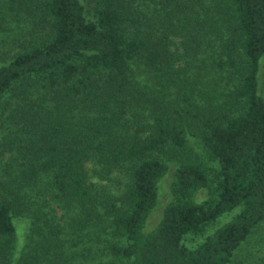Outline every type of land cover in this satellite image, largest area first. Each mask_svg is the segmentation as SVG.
I'll list each match as a JSON object with an SVG mask.
<instances>
[{
	"label": "trees",
	"instance_id": "obj_1",
	"mask_svg": "<svg viewBox=\"0 0 264 264\" xmlns=\"http://www.w3.org/2000/svg\"><path fill=\"white\" fill-rule=\"evenodd\" d=\"M94 3L93 19L82 0H19L8 10L11 33L49 30L0 65V114L12 95L21 103L11 113L24 120L0 135V264H82L79 255L85 264H229L264 220V0ZM210 66L226 71L233 90L227 112L202 114L212 173L156 154L186 141V108H173L179 122L169 118L171 85L185 102L192 69L201 76ZM158 203L161 219L145 232Z\"/></svg>",
	"mask_w": 264,
	"mask_h": 264
},
{
	"label": "rangeland",
	"instance_id": "obj_2",
	"mask_svg": "<svg viewBox=\"0 0 264 264\" xmlns=\"http://www.w3.org/2000/svg\"><path fill=\"white\" fill-rule=\"evenodd\" d=\"M18 1L19 0H0V65L3 64V62L8 61L16 52L24 50L26 46L35 42L38 36H44L49 30V27H47V25H45L44 27H42L41 25L37 27L31 34L27 33L26 35H23L22 33L18 35L17 33L15 34V31L11 33L8 27L15 20H13L12 18L13 12L9 13L8 10L9 8L19 9L17 5ZM82 2L85 7L86 17L89 19H93L92 11L95 4L94 0H82ZM26 7L30 8V6ZM2 16H5V19H3ZM14 18L16 19L15 16ZM16 22H18L17 19ZM205 53L206 52H203L202 54L208 55L212 54L213 52L210 51L207 54ZM192 71L193 76L190 75L187 79L188 85L190 87L188 92V95L190 97L187 101L179 102L176 94L177 89L175 85H171L172 91L170 96L171 107L169 110V118L179 122V114L175 113L173 108H186V112H180L182 115V127H184V131L186 134L185 144L181 148L162 149L161 151L156 152V154L161 159L169 161L171 164H175L182 159L198 160L209 170L214 167L213 162L209 158H207L199 142V137L203 130V118L205 117L202 114L212 113L220 115L227 112L229 108L228 106L232 105L233 102L231 100L233 90L232 85L228 84L226 71L215 72L211 66L208 69H205L202 72L201 76H198V72H196L195 68H193ZM189 74L191 73L189 72ZM138 77L141 79L142 83L143 81L146 82L149 80L148 83L151 84L156 91V88H159L155 86L154 79L151 78L149 73H144L141 71L138 73ZM257 91L264 100V55L259 59V70L257 73ZM7 97L8 98H6L3 103V108L0 114V135L10 130L11 127L17 128L18 126H22L24 124V120H20V116L14 115L16 113H11L10 110L11 108L17 109L18 105L21 103V100L19 99V97L12 95ZM190 111L194 112L197 116H193L191 113H189ZM198 113L200 115H198ZM11 118L13 119V125H10L9 123V120H11ZM9 154L10 153L6 152L3 155V158L6 159L10 156ZM212 172L213 170L211 169L209 173ZM168 181L169 171L165 174V176L160 180L158 184L161 204L166 200V194L169 191ZM205 193V189H200L196 195L204 197L206 195ZM162 210L163 206H160L159 203L155 205L153 210L148 214L146 218L143 226V231L148 232L156 227L161 219ZM239 210L240 207L238 206L230 211L222 213L219 217L216 218V220L210 222L205 227L203 233H201L200 235L187 236V245L190 247L195 246L203 239V237L212 234L216 229L231 221L239 212ZM61 222L62 221H60V223ZM79 233L81 234V231L78 230L77 235ZM20 236L21 234L17 233V239L19 242L21 241ZM81 238L84 240L83 237ZM17 239L15 241V245ZM82 251L83 249H80L79 253ZM261 258H264V220H262L256 226V228L250 233L248 238L243 241L241 245L234 251L231 262L229 264H264L261 261ZM86 259L87 258H84L81 255L78 256V261H83L82 264L86 263H84Z\"/></svg>",
	"mask_w": 264,
	"mask_h": 264
}]
</instances>
